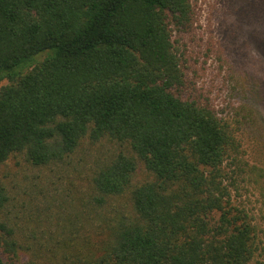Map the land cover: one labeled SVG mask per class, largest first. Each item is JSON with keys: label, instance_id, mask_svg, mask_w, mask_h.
Here are the masks:
<instances>
[{"label": "trees", "instance_id": "obj_1", "mask_svg": "<svg viewBox=\"0 0 264 264\" xmlns=\"http://www.w3.org/2000/svg\"><path fill=\"white\" fill-rule=\"evenodd\" d=\"M195 21L192 0H0L4 252L29 264H251L256 229L225 183L238 141L172 38ZM17 156L32 169L21 192L3 173ZM53 218L67 224L55 242Z\"/></svg>", "mask_w": 264, "mask_h": 264}, {"label": "rangeland", "instance_id": "obj_2", "mask_svg": "<svg viewBox=\"0 0 264 264\" xmlns=\"http://www.w3.org/2000/svg\"><path fill=\"white\" fill-rule=\"evenodd\" d=\"M192 4L194 27L183 32L172 26L173 42L196 95L235 133L239 149L237 158L226 164L225 183L232 203L244 209L256 229L258 250L251 264H264V0H192ZM6 168L3 173L18 183L21 192L32 169L21 156ZM69 168L64 173L67 186L75 181ZM49 223L44 228L56 232L53 242L56 234L59 239L67 237L64 220L53 218ZM22 252L0 248L10 264H29Z\"/></svg>", "mask_w": 264, "mask_h": 264}]
</instances>
